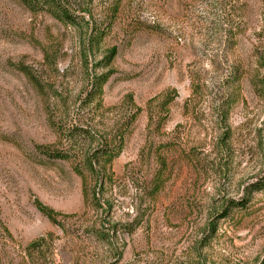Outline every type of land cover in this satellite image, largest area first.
<instances>
[{
  "label": "rangeland",
  "instance_id": "1",
  "mask_svg": "<svg viewBox=\"0 0 264 264\" xmlns=\"http://www.w3.org/2000/svg\"><path fill=\"white\" fill-rule=\"evenodd\" d=\"M58 1L0 0V264H264V0Z\"/></svg>",
  "mask_w": 264,
  "mask_h": 264
},
{
  "label": "trees",
  "instance_id": "2",
  "mask_svg": "<svg viewBox=\"0 0 264 264\" xmlns=\"http://www.w3.org/2000/svg\"><path fill=\"white\" fill-rule=\"evenodd\" d=\"M24 6H26L29 10L33 12H37V9L39 7L46 6V11H48L51 15H53L55 18L61 20V21H67L70 23H75V19L73 16L69 14V12L60 5L58 0H19ZM114 56V52H111L108 55V59H111ZM21 71L25 72L23 68H20ZM106 76H99L96 78L98 89H101L102 84L106 81ZM95 92V91H94ZM156 99V98H155ZM170 99L168 98V95L163 96V101L160 104V107L167 106L170 103ZM152 103V101H151ZM150 104V103H149ZM164 105V106H163ZM140 110L137 109L132 114V121H134L139 114ZM156 117V113H152L149 116V120L152 121ZM61 133V132H59ZM74 133V132H73ZM72 134H68L67 138H73ZM124 144V134L121 133L118 138H111L110 140H106L100 144H98L97 147L89 150L85 156L84 164H86L87 168L91 173L94 174L95 177H97L100 181L99 185L100 187L104 186L107 179H111L113 175L112 171V163L113 161L119 156L123 149ZM38 150L42 151L45 155H47L50 158L53 159H60V160H66V161H74L76 156H72L70 149H67L66 147L60 148V149H51L49 147H41L38 146ZM77 159V158H76ZM76 172L79 175H82V172L79 168H74ZM160 179V178H159ZM159 181V180H158ZM158 183V182H157ZM85 187H83L84 189ZM85 191V195L88 196L87 191ZM99 191V190H98ZM95 193V192H94ZM96 195V193H95ZM94 199H96L94 197ZM34 205L37 208V210L44 215L51 223L58 224L57 215L58 213L55 212L50 207L44 205L39 200L34 201ZM226 215V214H225ZM43 239H39L31 244V247H40L42 244Z\"/></svg>",
  "mask_w": 264,
  "mask_h": 264
}]
</instances>
